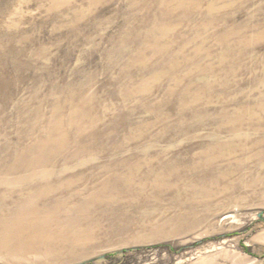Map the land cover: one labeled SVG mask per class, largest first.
I'll use <instances>...</instances> for the list:
<instances>
[{"label": "rangeland", "instance_id": "obj_1", "mask_svg": "<svg viewBox=\"0 0 264 264\" xmlns=\"http://www.w3.org/2000/svg\"><path fill=\"white\" fill-rule=\"evenodd\" d=\"M263 110L264 0H0V166L56 128L68 148L57 170L79 157L51 179L59 189L42 178L0 188V231L27 198L30 220L53 214L21 226L29 250L5 249L0 264H264V159L240 156L245 169L221 187L218 169L186 172L218 141L241 145L224 113ZM240 132L264 139L263 128ZM123 158L140 171L103 192V170ZM160 160L184 169L180 188H160ZM200 181L210 191L194 190Z\"/></svg>", "mask_w": 264, "mask_h": 264}, {"label": "bare ground", "instance_id": "obj_2", "mask_svg": "<svg viewBox=\"0 0 264 264\" xmlns=\"http://www.w3.org/2000/svg\"><path fill=\"white\" fill-rule=\"evenodd\" d=\"M156 28V27H155ZM154 28V29H155ZM157 29V28H156ZM231 49V48H230ZM235 51V50H231ZM246 48L241 47V49L236 53L233 52L234 55L239 56V58H234L233 64H230L234 66V64L242 61L245 59V52ZM230 50L225 51L223 56L218 59L219 62H223V59L225 57L229 58L232 53H229ZM232 54V55H233ZM231 55V56H232ZM184 64H188V62H185ZM182 66V65H181ZM222 66V65H221ZM183 91V90H182ZM190 93L189 89H186L182 92V96L186 97V95ZM75 114V113H74ZM205 114V113H204ZM79 115V113L75 114V118ZM224 116L226 118H229V127L225 129V131H228L232 133L233 137L239 138L241 141V145L233 144V141H218L215 143L214 147H212L211 150L205 152V154L202 156L203 163L201 164H194L191 166H188L187 171L190 175H194L197 173H210L211 171H215V169L220 170L222 177L219 176L218 179L215 180V187H221L223 183L227 182L229 178L236 172L241 171V169H245V163L246 162H240L237 158L240 156H246L247 155V161L251 159L257 158V160H263L264 159V139L261 141H253L250 140L249 137H240L242 136V132L244 128H256L258 127V130L264 129V110L257 114L256 112H250L247 111L245 113H237L235 116L231 117L227 113H224ZM87 117V116H85ZM74 118V119H75ZM73 119L70 118L68 122H71ZM75 120H73L71 126H74ZM96 122L90 123L91 127L96 126ZM77 127V126H76ZM78 131H80L79 128H77ZM224 131V130H223ZM83 132V131H82ZM80 132V133H82ZM220 132H222V129H220ZM260 133V132H259ZM262 134V133H261ZM247 136V135H246ZM48 140L40 141L35 143L34 145H31L28 149L15 153L13 160H11V164L4 166V162L2 166H0V188L1 187H8L10 188V191L14 192L16 188L19 186L27 185L32 190V182L34 180H37L39 178H42L44 182H46L49 186L45 188L46 191H50L51 188L53 189H59L58 187H55L51 183L52 178H62V176L71 168V161H74L78 159L77 156L67 157L63 161V169L57 170V167L61 166V163L57 158H55V154L57 156L62 155V153L67 152V140L63 136H58L57 134V128L52 129L51 133L47 136ZM216 141V140H215ZM243 142V143H242ZM119 147V148H118ZM117 150L118 152L120 150H124V146H118ZM51 151H50V149ZM59 149V150H58ZM46 152L50 151V153L47 155H41L38 152ZM101 149H99L98 152H100ZM149 148L145 149L143 152H148ZM35 153L33 159L27 158L26 154ZM107 153L109 154V149H104L101 154ZM100 154V155H101ZM38 157V158H37ZM36 158V159H35ZM124 160L117 164H114V169L111 171V167H106L103 172L105 175H107V179L102 184V190L103 192L109 191L111 188H113L115 185L122 183L124 184V180L121 178L120 171H125L126 169L129 170L130 178L127 175L128 178L126 181L130 182L131 179H133V174L138 173L140 171V168L134 167L128 164L127 158H123ZM226 162L225 167L222 165H218L220 162ZM156 163L162 164V168L160 169L162 171L163 177L158 178L160 180L159 183H161L159 186L162 189L165 190H172L177 189L179 187L178 184H172V180H177L181 176H183L184 169H180L178 167L173 166L172 164H165L164 161L160 162L155 161ZM87 162L81 164V166H85ZM127 164V165H126ZM125 165V166H124ZM221 168V169H219ZM125 169V170H123ZM23 171L26 172V175L22 176ZM111 171V172H110ZM4 175V176H3ZM10 175H19L18 178L16 177H10ZM160 174H156V176H159ZM204 181H200V183L195 185L193 187L194 190L200 191L202 194L204 192L210 191L208 189L209 186L203 185ZM241 184V183H240ZM229 185V184H228ZM69 187H72V184H68ZM38 187V186H37ZM67 185L63 188L66 189ZM233 188L238 187V185H232ZM180 188V187H179ZM224 188V187H223ZM212 189V188H210ZM213 190V189H212ZM227 190L229 188L227 187ZM226 191V190H225ZM12 192L10 194H12ZM102 195L99 193H94L90 196V201L88 200L87 203L83 202L80 208L86 207L90 205L89 203L96 202ZM28 202L31 201V205L29 204H23L22 208H18L16 212L12 213L10 215V219H5L7 221L3 229L0 231V253L3 250H8L9 255H22L27 250H29L30 247H27L23 244L22 240L25 238L27 231L22 229L21 226L23 225H30V222L32 225H48V222L52 220L53 214L46 213L44 217H38L37 215L32 217V219H29V216L32 212V199L27 198ZM206 204V203H205ZM7 206V201L5 198H0V207L1 209ZM58 209V208H57ZM55 209V210H57ZM54 210V211H55ZM66 213L65 220L67 221H78V219H71L68 212ZM206 217V216H205ZM192 215L189 217H186L185 219H191ZM183 220V219H180ZM54 222V221H53ZM55 222H58L56 219ZM37 236V231L32 229V239H34Z\"/></svg>", "mask_w": 264, "mask_h": 264}, {"label": "water", "instance_id": "obj_3", "mask_svg": "<svg viewBox=\"0 0 264 264\" xmlns=\"http://www.w3.org/2000/svg\"><path fill=\"white\" fill-rule=\"evenodd\" d=\"M259 217H261V214H259ZM123 252H119V253H117V254H122ZM106 259V256H100V257H98V258H96V259H93V260H91V261H89V262H86V263H80V264H87V263H93V262H96V261H100V260H105Z\"/></svg>", "mask_w": 264, "mask_h": 264}]
</instances>
